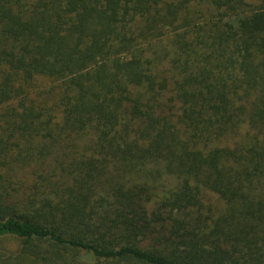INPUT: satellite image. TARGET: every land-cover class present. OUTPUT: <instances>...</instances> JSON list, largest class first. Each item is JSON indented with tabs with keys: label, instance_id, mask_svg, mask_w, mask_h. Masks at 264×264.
Listing matches in <instances>:
<instances>
[{
	"label": "trees",
	"instance_id": "1",
	"mask_svg": "<svg viewBox=\"0 0 264 264\" xmlns=\"http://www.w3.org/2000/svg\"><path fill=\"white\" fill-rule=\"evenodd\" d=\"M0 264H264V0H0Z\"/></svg>",
	"mask_w": 264,
	"mask_h": 264
},
{
	"label": "rangeland",
	"instance_id": "2",
	"mask_svg": "<svg viewBox=\"0 0 264 264\" xmlns=\"http://www.w3.org/2000/svg\"><path fill=\"white\" fill-rule=\"evenodd\" d=\"M171 29H173V27H171L170 29H166L165 33L171 32ZM169 101H170V98L169 99H164L165 103H167L170 107H173L172 104L168 103ZM27 172L30 173L31 170H28ZM207 201H208L209 204L214 205L216 209H223L225 207V205L221 201L217 200V197H215V196H209Z\"/></svg>",
	"mask_w": 264,
	"mask_h": 264
}]
</instances>
